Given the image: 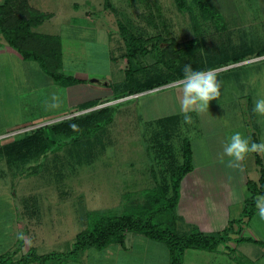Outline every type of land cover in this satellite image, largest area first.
Returning a JSON list of instances; mask_svg holds the SVG:
<instances>
[{
  "label": "rangeland",
  "instance_id": "rangeland-1",
  "mask_svg": "<svg viewBox=\"0 0 264 264\" xmlns=\"http://www.w3.org/2000/svg\"><path fill=\"white\" fill-rule=\"evenodd\" d=\"M208 1L217 10L218 23L202 15L192 0H185L190 11L178 10L174 0H28L30 6L50 15L33 30L60 39V71L94 90L109 91L102 98L124 90L129 80L128 86L149 79L167 83L116 99L112 121L87 136L54 137L56 148L33 157L30 153L27 158L15 155L9 165L0 159V256L15 249L12 260L26 250L44 255L66 253L76 233L97 217L95 212L117 214L123 205L147 202L143 194L153 184H168L170 174L164 165L171 158L166 155L180 161L183 137L193 143V164L207 156L203 153L205 141L222 140L223 136L230 139L236 131L246 138L254 133L259 142L264 140V116L253 112L254 102L264 97V0ZM122 28L131 33L126 41ZM128 51L135 54L129 55L127 62ZM188 63L197 71L214 70L222 84L220 97L209 102L208 111L188 114L191 123L185 122L184 115L168 122H144L178 112L171 100L176 102V96H181L176 82ZM0 64L4 73L0 90L9 92L0 100V132L12 133L0 141L18 139L83 106V102L69 104V97L72 101L76 96L79 103L93 95L83 86L68 89L53 83L33 60L0 59ZM78 88L83 91L78 93ZM153 130L161 138L154 140ZM159 154L165 155L158 158ZM222 154L218 152V156ZM258 155L264 167V154ZM243 164L247 177L255 180L258 167L252 153L245 156ZM225 167L229 181L238 182L235 170ZM163 188L169 194L168 186ZM23 197L32 202L31 222L40 221L39 228L31 229L36 233L32 240L25 238V233L31 232L28 225L13 235L14 230L8 228L17 216L21 220L19 216L25 214L19 206ZM139 208L141 217L146 218V208L137 207L138 213ZM245 227L264 238V220L258 210ZM14 236H18L16 248L7 249ZM117 246L110 244L100 254L94 247L88 248L92 252L78 250L61 261L81 260L86 254L90 261L110 263L113 254L109 249ZM233 250H227L225 264H264V256L252 263ZM142 255L128 257L129 264L142 263ZM134 256H139L138 260ZM51 261L54 259L45 263ZM126 261L119 259L118 264Z\"/></svg>",
  "mask_w": 264,
  "mask_h": 264
},
{
  "label": "trees",
  "instance_id": "trees-1",
  "mask_svg": "<svg viewBox=\"0 0 264 264\" xmlns=\"http://www.w3.org/2000/svg\"><path fill=\"white\" fill-rule=\"evenodd\" d=\"M174 2L178 10H189L185 4V0H174ZM192 2L202 15L211 19L214 23H218L217 17L214 16L217 10L208 0H192ZM49 16L48 13L30 6L28 0H1L0 37L7 45L16 50L22 59L36 62L41 71L52 82L61 86L78 83L81 81L80 79L71 75H65L60 71L61 46L58 36L33 30V27L40 24ZM121 30V36L124 41L131 38V33L126 31L127 29L122 28ZM146 48L145 45L142 46L144 52H146ZM134 54L133 51H128L126 61H129V55L134 56ZM130 83L131 80L127 81L124 90L116 94L111 93L110 98L83 102V106L75 110L83 112L35 127L18 139H11V142L0 144V152L6 154V160H9L10 156L12 158L13 155L27 158L29 153L33 157L37 156V153H45L51 148H56L57 143H55L54 137H66L72 134L78 137L87 136L92 130L112 121L115 104L107 102L158 88L159 85L167 82H153L152 79H149L128 86ZM103 103L107 104L96 107ZM174 118H159L154 120V122H160L163 119L168 122ZM157 133L156 130L152 131L154 135L152 138L154 140L161 138ZM249 138L250 143H258V139L254 133H251ZM180 142V161L174 162L172 154L171 157L168 154L166 155L171 158V162L164 165V168L168 169L170 174L168 184H153L149 189L151 192L148 191L146 195L143 194L147 202L142 204L140 200L132 206L123 205V208L117 214L104 215L101 212H95L97 217H93L89 225L76 233L71 244V250L66 253H48L44 255L27 250L18 259L12 260L11 257L16 252L15 249L10 253L1 255L0 264H30L33 261H38V264H46L49 259H54V262H62L61 260L65 259L66 256L72 255L78 250L81 251L86 247H94L100 250L109 244L121 245L124 240V234L128 231L139 233L154 241L162 242L167 248L169 264H181L182 253L186 248L209 251L214 250L219 243L224 244L230 239L231 234L239 233L243 219L251 217L257 197L264 196V167L262 166L261 158L257 153H253L254 163L258 167V177L254 181L247 179L245 182L248 194L243 201L239 217L229 219L221 230L214 233L205 234L196 229H191L188 232H178L176 230L178 217L175 213L178 186L181 178L192 169L189 139L183 137ZM167 148H162V150L168 152ZM164 155L159 154L158 158ZM150 173H153L152 168ZM163 186L165 188L168 186L170 190L169 194H166ZM137 207L146 208L147 213L144 214L146 218L141 217L143 212L139 208L140 211L138 213ZM234 241H252L264 245V243L246 236L235 237ZM227 250L231 251L233 248L227 247Z\"/></svg>",
  "mask_w": 264,
  "mask_h": 264
},
{
  "label": "crops",
  "instance_id": "crops-1",
  "mask_svg": "<svg viewBox=\"0 0 264 264\" xmlns=\"http://www.w3.org/2000/svg\"><path fill=\"white\" fill-rule=\"evenodd\" d=\"M60 46H61V43H60ZM0 59L1 60H5V59L12 60L13 59V60H16V62L17 60H20V61L23 60L24 62V59H22V57L16 52V50H14L9 45H7L6 42L1 37H0ZM3 74L1 70V64H0V76ZM182 78L183 77H180L179 80H181ZM4 84L6 85V82ZM78 85L83 86L82 88L84 89L87 88L89 92L90 91L93 92V95H91L90 97H87V99L81 100L78 103L74 99V97L76 96L72 98V101L70 100L71 99L69 97L70 92L68 91L69 104H72V103L80 104L82 102H85L88 100H94L96 98H100L101 100H104L106 98H102V97L105 96V93L109 95V91L94 90L93 88L89 87V85H87L86 83H83L82 81L75 83V84L65 86V88L69 89L71 87L78 86ZM104 85L107 86L109 84L108 82H105ZM178 90L181 92V96H179V98L176 96L177 103L175 102L174 99L171 100V104L172 105L174 104L176 107H178V112H173L167 115L154 117L152 119L145 120L144 122L157 120L159 118H165V117H175L176 118L177 116L185 115L181 107L182 89H178ZM7 91L6 89L0 90V100L2 96H4L6 93H9ZM81 91H83V89L80 90V88H78L77 92L79 93ZM130 96L132 95H128L127 98ZM115 101L117 100H112L109 103H112ZM104 104H107V103H104ZM192 113H195V111L188 112V114H192ZM203 119L206 122L207 119L205 118ZM7 132L9 131L0 132V136ZM11 141L12 140L10 138H7L5 140L0 141V144L11 142ZM189 142H190V148H191L192 169L189 172H187L181 178L179 182L178 198H177L176 205H175V213H176V216L178 217V220L176 221V230L178 232H188L191 229H196L205 234L214 233L218 230H221L226 225L229 219L239 217L240 212L242 210L243 201L248 194L247 191H245L246 192L245 194V192H242V190L244 189L246 180L250 178H248L247 175L245 174V166L243 164V161H241L239 169L232 168L235 170L236 175L234 177L236 176L238 177V182L232 183L231 181H229L230 177L227 176L225 166L232 158L224 154V147L229 142V139H226L224 136L222 137V140L204 142L205 150L203 153L204 155L207 154V156H202L201 161L198 162L197 164H193L194 146L190 139H189ZM179 151H180V146H179ZM219 151L223 152L221 156H218ZM13 157H15V155H13L12 158ZM218 157H222L223 159L217 160ZM6 158H7L6 154L0 152V159L1 161L4 162V164L9 165L14 159L13 158L11 160V156L9 160L8 159L6 160ZM212 160L214 161L212 162ZM227 169H230V168H227ZM257 177H258V174L256 176V179ZM250 180H253V179H250ZM245 189H246V186H245ZM24 197L20 200L21 202L19 206L23 209V211H25V214H21L19 216L21 220H17L18 219V216H17V219L15 218L14 224L11 223L12 226L8 225L9 229L11 228L14 230V231H11V235H13V233L15 232H19L20 229H23V228L26 229L27 225L30 231L31 229L34 230V227L37 226V228H39L40 226V221H33V223L31 222L32 202L27 200ZM135 200H140V198H135ZM9 204H11L10 201H9ZM13 205L14 204H11V206ZM255 210H258L256 208V204L254 206L253 214L255 213ZM19 212H20V209H19ZM253 214L251 215V217L253 216ZM251 217L243 219V221L241 222V230L239 231V233L231 234L229 240H227L224 244L219 243L214 250L208 251V250H202V249H196V248L184 249L182 253L181 264H192V262L193 264H198V261H197L198 259L203 260L204 261L203 264H225L224 256L225 254H227V247L233 248L234 249L233 251H236V250L239 251L242 254V256L245 258H248L250 260L252 259L251 260L252 263L259 260L261 256H264V245L259 244L257 242H252V241H241V242L234 241L235 237L246 236L256 241H260L264 243V238L261 236V234H259L257 230H254V229L252 230L251 228L249 229L245 227L246 224H248ZM187 225H191L192 227L188 229L186 227ZM33 230L30 232L31 236L29 234V231L25 233L26 239H29V240L34 239V235L36 233H34ZM17 240H18V236H14L13 240L10 242L11 245L7 246V249H10V250L15 249L16 247L14 245L18 243ZM255 244L257 246H261V249H256ZM115 245H118V246L112 247L109 249L110 252H112L113 254L112 262L106 263V264H118L119 259L121 260L126 259L127 260L126 263H123V264H129L128 257L132 256L134 253L138 254L139 252L143 253L142 259H141L143 262L142 263L139 262L135 264H169L168 252H167L166 246L160 241H154V240L148 239L147 237L139 233L130 232V231L125 232L123 243L121 245L119 244H115ZM27 246L28 244L26 243L24 247H27ZM105 247L100 250L98 249H93V250H97V252H99L100 254L101 252L103 253L105 252L106 250ZM88 248L90 247L84 248L83 250H81V252L83 253L85 251L92 252V251H89ZM256 252H259V254L257 256H254L253 254ZM127 253H129L130 255L124 256V254H127ZM134 257L137 260L139 258V256H134ZM85 258H87L86 254L81 255L80 257L81 260L71 259V260L62 261V262L51 261L48 264H102V263H96L94 261H90L89 258H87V260L85 261ZM30 264H37V263L32 262Z\"/></svg>",
  "mask_w": 264,
  "mask_h": 264
},
{
  "label": "clouds",
  "instance_id": "clouds-1",
  "mask_svg": "<svg viewBox=\"0 0 264 264\" xmlns=\"http://www.w3.org/2000/svg\"><path fill=\"white\" fill-rule=\"evenodd\" d=\"M176 83L182 89L181 107L186 123L192 122L188 112L208 111L209 102L221 95L222 84L217 80L214 70L197 71L190 63L184 65L183 78ZM253 112L264 116V97L254 102ZM248 153L264 154V140L250 143V138L243 137L239 132L234 133L224 147V154L232 158L226 166L239 169L240 162ZM255 203L260 219L264 220V196L257 197Z\"/></svg>",
  "mask_w": 264,
  "mask_h": 264
},
{
  "label": "built area",
  "instance_id": "built-area-1",
  "mask_svg": "<svg viewBox=\"0 0 264 264\" xmlns=\"http://www.w3.org/2000/svg\"><path fill=\"white\" fill-rule=\"evenodd\" d=\"M104 104V103H103ZM80 112H83V111H76V113L78 114V113H80ZM74 111L73 112H71V115H74V114H76V113H74ZM71 115H69V116H71ZM69 116H66V117H69ZM66 117H62V118H66ZM10 132V131H9ZM9 132H7L6 133V136H0V139L1 138H5V137H7V136H9L10 134H12L11 132L9 133Z\"/></svg>",
  "mask_w": 264,
  "mask_h": 264
},
{
  "label": "water",
  "instance_id": "water-1",
  "mask_svg": "<svg viewBox=\"0 0 264 264\" xmlns=\"http://www.w3.org/2000/svg\"><path fill=\"white\" fill-rule=\"evenodd\" d=\"M95 82H96V80H95ZM97 82L101 83V84H105V82H102V81H99V80H97ZM102 105H104V104H102Z\"/></svg>",
  "mask_w": 264,
  "mask_h": 264
}]
</instances>
